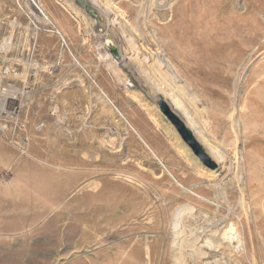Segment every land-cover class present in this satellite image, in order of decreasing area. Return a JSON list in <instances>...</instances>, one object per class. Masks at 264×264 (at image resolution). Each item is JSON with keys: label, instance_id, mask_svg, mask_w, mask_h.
Instances as JSON below:
<instances>
[{"label": "rangeland", "instance_id": "rangeland-1", "mask_svg": "<svg viewBox=\"0 0 264 264\" xmlns=\"http://www.w3.org/2000/svg\"><path fill=\"white\" fill-rule=\"evenodd\" d=\"M33 1L0 0V264H177L183 205L192 229L237 225L244 248L224 263L264 264V0H35L51 22Z\"/></svg>", "mask_w": 264, "mask_h": 264}, {"label": "bare ground", "instance_id": "bare-ground-1", "mask_svg": "<svg viewBox=\"0 0 264 264\" xmlns=\"http://www.w3.org/2000/svg\"><path fill=\"white\" fill-rule=\"evenodd\" d=\"M33 2H34L33 3V8H34L33 11L35 12V10H36L38 12V14L36 13V15H38V17H40V18L47 19V21L51 22L47 13L45 12L44 8L40 5V3L35 1V0ZM109 2L106 3V5H110L111 3H109ZM156 3H157L156 1H150V9H154V7H157ZM112 5H113V3H112ZM116 8H119V7H116ZM163 14H164V12H163ZM97 26H99V25H97ZM100 27H102V26H100ZM136 27L137 26H133V30L137 32L138 28H136ZM104 30L105 29L103 28V29H100L99 31L102 32ZM124 32H126V33L129 32V29H124ZM132 37H133V35H132ZM128 44L129 45L125 48V51H127V50L130 51V50H132V48L134 49V47L136 48V46H137L136 42L131 41V40L128 42ZM124 53H126V52H124ZM145 58L148 59V57H145ZM142 62H145V61H142ZM156 62H157L156 65L159 69H161L163 67H167L170 65V61L168 59H161L159 57L157 58ZM161 85H163V84H161ZM161 85L157 86L158 90H162L163 92H165L167 94V96H169V98L172 99V101L174 102V105L178 108V110L182 114V116L187 119V122L196 130L198 135L204 139V141L207 143V145H210L209 148H211V150L213 151V154H215L218 157V159H222V160L225 159L226 158V152L223 151L222 149H220L219 148L220 146H216V144H212L211 140L205 134V129L207 128L206 127L207 125H205L204 128L200 125L199 122H202V121H200L199 118L198 119L196 118L194 113H192L191 108L189 106H187L182 99H180V97L176 94L174 89H169L166 87V85L165 86L164 85L161 86ZM175 87L176 86H174V88ZM191 100L193 102L195 99L194 100L191 99ZM110 102H111V100H110ZM192 102L189 103V104H191V106H193ZM198 120H199V122H198ZM205 121H206V119L204 118L203 123ZM203 123H201V124H203ZM183 146L185 148H187V146L185 144H183ZM187 150H188L187 151L188 156L195 161L196 160L195 155L190 151L189 148H187ZM182 186L185 187V185H183V184H182ZM219 194H220V191H219ZM193 211H195L194 207L190 206V205H186V206L183 205V207H181L180 209H178V211H176L177 213H176L175 220H174L175 221V225H174L175 229L174 230H175V234H176L175 239H174V245H175V247H174L175 248L174 249L175 250L174 259L177 262V264H190V263L191 264H229L228 262L224 263L222 257L221 258L219 257L221 255L220 251L223 248H228V249H231L234 253H235V251L240 253L242 251V249L244 248V244H245V241H243L245 238L243 237L241 232H239L237 225L233 224V222H231L230 217H228L226 221H222L223 219L221 221H219V220L215 219L214 217H211L209 220H207L205 217V220H204L205 224H202V227L196 226V229H192L191 228L192 226L189 227L187 225L188 226L187 227L184 223H185V219L187 217H190L189 215L193 214ZM204 216L205 215H203V219H204ZM209 217H210V215H209ZM207 218H208V216H207ZM199 219H201V218H199ZM199 219H198V221H199ZM193 220H194V218H193ZM193 220H192V222H193ZM192 222H190V223H192ZM207 222H209V223L207 224ZM195 224H196V222H194V226H195ZM223 224H225V225L223 226V228H221L222 227L221 225H223ZM197 225H199V223ZM202 229H203V232H199V230H202ZM225 244H227V245H225ZM222 251H224V249Z\"/></svg>", "mask_w": 264, "mask_h": 264}, {"label": "water", "instance_id": "water-1", "mask_svg": "<svg viewBox=\"0 0 264 264\" xmlns=\"http://www.w3.org/2000/svg\"><path fill=\"white\" fill-rule=\"evenodd\" d=\"M84 5H87L88 3L85 0H81ZM161 107L164 110V113L166 114L167 118L174 124L179 134L182 136L185 143L189 145V147L193 150L195 154H197L205 164L215 167L217 166V163L211 159L208 152L204 149L203 145L195 135L194 130L192 127H189L184 120H182L180 117L177 116L167 105L165 101H162L160 103Z\"/></svg>", "mask_w": 264, "mask_h": 264}, {"label": "crops", "instance_id": "crops-1", "mask_svg": "<svg viewBox=\"0 0 264 264\" xmlns=\"http://www.w3.org/2000/svg\"><path fill=\"white\" fill-rule=\"evenodd\" d=\"M137 133H138V132H137ZM140 134H141V136H142L144 139H143L141 136H140V137H141L143 140H145V142H146V139H148V137H147L145 131H143L142 129H140ZM138 135H139V133H138ZM151 146L153 147V151H152V152H154V153L157 155V157L159 158V160H160L162 163H164V164H165V163H166V164L168 163V165H169L170 160L167 159V154H169V153L157 149V146H156L155 144H151ZM168 168H169V166H168ZM168 168H167V169H168Z\"/></svg>", "mask_w": 264, "mask_h": 264}]
</instances>
